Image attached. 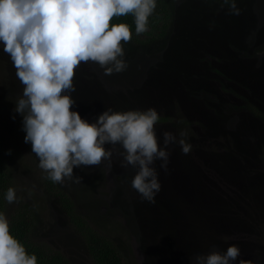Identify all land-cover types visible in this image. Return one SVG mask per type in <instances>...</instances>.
<instances>
[{
	"label": "rangeland",
	"instance_id": "rangeland-1",
	"mask_svg": "<svg viewBox=\"0 0 264 264\" xmlns=\"http://www.w3.org/2000/svg\"><path fill=\"white\" fill-rule=\"evenodd\" d=\"M183 1H176L175 17ZM195 1L188 13L199 2L208 1L207 7L191 16L193 24L176 20L181 40L175 37L156 53L124 47L127 68L119 73L106 75L91 62L75 70L71 110L89 123L108 108H155L163 147L162 133L172 131L179 138L173 125L184 122L191 151L184 155L178 145H170L167 173L156 162L162 189L155 202L142 200L132 188L135 170L120 167L118 151L99 166L74 168L80 183L59 185L75 196L77 210L88 221L109 225L128 264H193L194 255L226 252L231 244L241 250L232 264L240 259L264 264V159L258 158L264 153V0H237L239 15L229 14L223 0ZM244 47H256L261 65L248 67L249 61L239 58ZM22 93L0 43V143L17 197L8 210L29 204L38 217L35 241L57 249L71 264H93L56 197L45 191L41 177L47 173L24 142L23 116L14 111ZM244 100L254 106L245 107ZM229 144L238 157L230 166L223 156ZM119 175L127 181L122 179L117 189Z\"/></svg>",
	"mask_w": 264,
	"mask_h": 264
},
{
	"label": "clouds",
	"instance_id": "clouds-1",
	"mask_svg": "<svg viewBox=\"0 0 264 264\" xmlns=\"http://www.w3.org/2000/svg\"><path fill=\"white\" fill-rule=\"evenodd\" d=\"M223 4L229 14H240L237 0H223ZM156 6L157 0H0V43L23 85L14 111L23 116L24 142L31 144L39 168L53 183H80L82 178L74 175V168L99 166L118 151L120 167L135 170L132 188L142 200L154 203L162 189L156 162L160 161V170L167 173L170 145H178L184 155L190 153L187 130H181L179 138L164 131L161 147L156 132L160 116L155 108L124 112L108 108L93 123L71 110L75 70L81 63L98 64L106 75L127 68L123 45L132 39L131 28L110 22L131 15L139 36L149 30V17ZM5 199L9 204L16 201L15 188L7 189ZM240 255L239 246L231 244L226 252L214 249L194 255L192 261L232 264ZM0 264H37V256L29 254L11 234L3 212ZM239 264L252 261L240 259Z\"/></svg>",
	"mask_w": 264,
	"mask_h": 264
},
{
	"label": "trees",
	"instance_id": "trees-1",
	"mask_svg": "<svg viewBox=\"0 0 264 264\" xmlns=\"http://www.w3.org/2000/svg\"><path fill=\"white\" fill-rule=\"evenodd\" d=\"M176 1L177 0H157L156 9L154 10L152 16L149 17V30L139 36L135 34V23L133 16L128 15L114 18L110 24L126 23L130 26L132 31L131 41L127 44H124L123 47H125L127 51H131L132 46L136 45L145 52H158L162 47L168 45V43L175 37L180 39V37L177 35L178 31H175L174 29L176 20L177 24L183 22L185 24L187 21H189L188 23L193 24L195 19H193L191 16L197 12L205 11L204 8L207 7L206 3H208V1L199 2V4H197L196 7L191 10V13H188L187 11L198 2L195 0H184L181 3L183 11L180 8L178 10V17H175L174 10L179 7L175 4ZM221 1L222 0H219L218 2ZM212 3L215 2L212 1ZM226 19L231 20L229 16ZM185 32H188V30ZM263 47L264 45L262 44L261 49H263ZM242 51L243 52H241L239 58L248 60V67L252 66L253 64H256V66H258V64L261 65V62L257 60L259 58H256V47H244ZM160 59H162V57L156 58L157 61ZM186 74L187 71L185 73H181L183 76H186ZM257 74H259L258 69ZM257 74L254 75L257 76ZM244 101L246 102L245 107L251 108L253 103L248 100ZM179 123L173 125V127L178 129L180 132L181 130H184L185 124L183 121H180ZM210 125H212V122H210ZM202 134L206 135V131L202 132ZM224 153L225 154L223 156L229 166L238 161L235 145L229 144ZM258 158L264 159V153L258 155ZM125 178H127L125 175L118 176L117 189L120 188L119 182L122 183V179L124 182L127 181ZM41 179L43 180V186L46 189L45 191L50 194L52 192L54 197H56L59 207L63 211L69 225L82 240L86 253L93 264H128L126 255L121 252L120 246H118L112 238V229H110L109 225L104 224L102 226L101 224V227H99L97 223L88 221L77 210L75 204L77 199L74 195L64 190L59 184L53 183L51 180L47 179L46 174L41 177ZM9 187H13V181L8 168L6 155L0 143V212H3L8 218L11 234L25 246L26 251L29 254H35L37 256V264H71L68 259H66V257L57 249L50 248L34 240L33 231L38 219L34 208L28 206L29 204H21L16 206L11 211L8 210V202L5 199V195Z\"/></svg>",
	"mask_w": 264,
	"mask_h": 264
}]
</instances>
